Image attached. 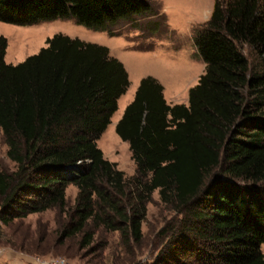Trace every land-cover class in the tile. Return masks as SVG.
<instances>
[{
	"label": "trees",
	"instance_id": "16d2710c",
	"mask_svg": "<svg viewBox=\"0 0 264 264\" xmlns=\"http://www.w3.org/2000/svg\"><path fill=\"white\" fill-rule=\"evenodd\" d=\"M152 3L0 0V22L73 20L113 37L119 22L157 18ZM212 10L193 37L205 70L188 104L170 106L147 77L115 126L136 165L130 179L97 147L130 85L122 63L104 46L59 34L11 65L0 35V134L17 166L0 171L1 224L67 212L71 185L78 196L63 237L84 233L87 247L89 226H101L130 250L158 191L181 218L146 264H264V0H214Z\"/></svg>",
	"mask_w": 264,
	"mask_h": 264
},
{
	"label": "rangeland",
	"instance_id": "374dc122",
	"mask_svg": "<svg viewBox=\"0 0 264 264\" xmlns=\"http://www.w3.org/2000/svg\"><path fill=\"white\" fill-rule=\"evenodd\" d=\"M214 0H153L152 12L157 18L134 19L119 22L112 30L120 35L110 37L107 33L91 31L76 25L73 20L42 22L31 26H15L0 22V35L7 39L5 63L17 65L46 47V41L63 34L86 43L99 44L110 51L125 67L129 87L118 100V110L111 124L97 140L103 157L116 164L127 179L136 174L129 145L115 133L126 107L132 103L142 79L152 77L163 87L167 104L187 105L188 92L196 86L203 75L202 64L194 47L195 31L207 22ZM155 30L146 34L148 22ZM150 24H148L149 26ZM156 25V24H155ZM156 27V28H155ZM138 28V29H137ZM251 63L254 56L244 48ZM17 170L16 164L7 157V147L0 134V171L9 174ZM67 212L56 209L28 215L26 219L14 221L9 226L0 223V264H146L164 246L162 232L178 224L180 214L160 200L155 191L146 206V217L141 224L143 238L139 244L126 249L119 233H113L90 225L94 233L91 244L82 247L84 233L72 238L63 237L64 226L74 207L78 191L73 186L65 190ZM261 254L264 255V244Z\"/></svg>",
	"mask_w": 264,
	"mask_h": 264
},
{
	"label": "crops",
	"instance_id": "0c3cea01",
	"mask_svg": "<svg viewBox=\"0 0 264 264\" xmlns=\"http://www.w3.org/2000/svg\"><path fill=\"white\" fill-rule=\"evenodd\" d=\"M154 24H152V26H153ZM154 27V26H153ZM143 29H145L144 31H146L147 33L146 34H152V32L154 31V30H151L152 29V27H151V25H149V27L146 29L145 27L143 28ZM154 33V32H153ZM169 104V103H168ZM170 106H174V105H172V104H169Z\"/></svg>",
	"mask_w": 264,
	"mask_h": 264
},
{
	"label": "built area",
	"instance_id": "2783aa9c",
	"mask_svg": "<svg viewBox=\"0 0 264 264\" xmlns=\"http://www.w3.org/2000/svg\"><path fill=\"white\" fill-rule=\"evenodd\" d=\"M56 264H59V263H56ZM61 264V263H60Z\"/></svg>",
	"mask_w": 264,
	"mask_h": 264
}]
</instances>
